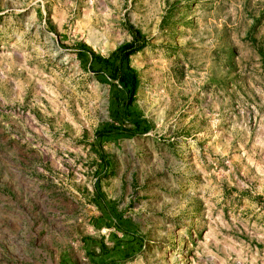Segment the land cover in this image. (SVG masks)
Instances as JSON below:
<instances>
[{
	"label": "rangeland",
	"instance_id": "1",
	"mask_svg": "<svg viewBox=\"0 0 264 264\" xmlns=\"http://www.w3.org/2000/svg\"><path fill=\"white\" fill-rule=\"evenodd\" d=\"M0 264H264V0H0Z\"/></svg>",
	"mask_w": 264,
	"mask_h": 264
},
{
	"label": "trees",
	"instance_id": "2",
	"mask_svg": "<svg viewBox=\"0 0 264 264\" xmlns=\"http://www.w3.org/2000/svg\"><path fill=\"white\" fill-rule=\"evenodd\" d=\"M133 34V40L125 45L118 47L108 58H102L95 55L94 53L88 52L91 58V62H97L100 64H105L113 67V73L115 76V81L125 92L127 98L123 104V113L127 112L128 107L133 103V98L135 96L136 90L138 88V78L136 71L129 67V58L135 54L141 48L138 46V38L140 33L136 30L131 29ZM85 50V48H83ZM126 64L125 70L121 71V66ZM138 120H130L129 123L132 125H138ZM102 136H108V131L102 134Z\"/></svg>",
	"mask_w": 264,
	"mask_h": 264
}]
</instances>
